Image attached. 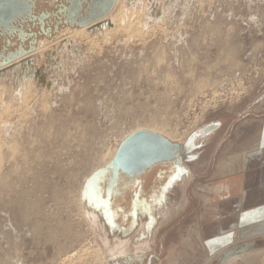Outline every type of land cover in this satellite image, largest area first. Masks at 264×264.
I'll return each instance as SVG.
<instances>
[{"label":"rangeland","instance_id":"374dc122","mask_svg":"<svg viewBox=\"0 0 264 264\" xmlns=\"http://www.w3.org/2000/svg\"><path fill=\"white\" fill-rule=\"evenodd\" d=\"M60 1L36 0L32 15L56 13ZM145 4L146 28L140 13L106 43L101 20L80 27L52 17L48 32L23 23L36 35L21 60L32 58L45 86L19 96L21 60L0 74V264H110L127 247L141 264H225L222 254L207 258L197 229L213 215V190L263 136L264 0ZM81 28L89 38L53 43ZM46 42L42 58L33 55ZM20 44L0 33V52ZM148 129L185 148L181 166H154L107 196L94 178L125 137Z\"/></svg>","mask_w":264,"mask_h":264},{"label":"crops","instance_id":"0c3cea01","mask_svg":"<svg viewBox=\"0 0 264 264\" xmlns=\"http://www.w3.org/2000/svg\"><path fill=\"white\" fill-rule=\"evenodd\" d=\"M243 159L242 170H231L229 181L213 190L219 195L212 206L213 215L200 225L197 235L207 258L222 254L223 262L224 252L246 245L236 256L245 255L250 260L238 258L231 264H264V131ZM120 253L126 255L123 260L116 257L110 264H141L133 257L137 253L128 252V247Z\"/></svg>","mask_w":264,"mask_h":264},{"label":"water","instance_id":"95a60500","mask_svg":"<svg viewBox=\"0 0 264 264\" xmlns=\"http://www.w3.org/2000/svg\"><path fill=\"white\" fill-rule=\"evenodd\" d=\"M26 0H0V32L1 34H9L17 36L20 40V45L14 51H6V47L0 52V74L11 71L17 64V61L24 59L27 55L33 52L34 40L36 33L24 32L23 23L38 21L40 32H48V28L44 29L45 21L50 18L57 17L63 12L72 11V1L64 0L62 10L56 13H48L39 18L32 15V11L23 13V4ZM82 2H90V7L98 8L94 16H90L81 22L80 27H87L98 23L106 17L113 9L116 0H109L104 6L102 0H81ZM102 5V6H101ZM33 22V26H34ZM56 30V29H55ZM29 40L28 50L23 47V43ZM7 47L10 46L9 38L6 40ZM32 58L21 60L20 66L26 65L31 67ZM5 68V69H4ZM32 75V70L29 69L25 77ZM185 152V148L179 144L171 143L160 134H156L147 130H139L127 136L118 146V149L110 161L108 166L103 168L94 178L95 184L100 182L105 183L107 175L117 176L119 173L128 174L130 177L139 178L148 170L157 165L173 164L174 166H181L180 156ZM98 178V179H97ZM246 249V245L230 249L223 254V262H226L234 256Z\"/></svg>","mask_w":264,"mask_h":264},{"label":"bare ground","instance_id":"6f19581e","mask_svg":"<svg viewBox=\"0 0 264 264\" xmlns=\"http://www.w3.org/2000/svg\"><path fill=\"white\" fill-rule=\"evenodd\" d=\"M118 3V2H117ZM157 3V2H156ZM146 7V4H145V0H121L119 2V7L116 11V14L112 17V18H104L103 20H101L103 23H101L102 26H98L97 30L100 31V34H101V37H102V40L104 41V43H106V41L110 40L111 39V36L114 34V33H117L119 30H125L126 32V27H128L127 25L128 24H131L132 26V22H136V18H137V15L138 14H142L143 15H146L147 16V19H145V22L142 23L141 25L138 24V26H142L144 29L145 25H148L149 22H148V15L145 14L146 10H148ZM140 16V15H139ZM136 20V21H135ZM99 21V22H101ZM105 21V22H104ZM139 21V19H138ZM98 22V23H99ZM140 23V22H139ZM96 24V23H95ZM136 24V23H135ZM133 24V25H135ZM130 26V27H131ZM137 26V25H136ZM135 26V27H136ZM137 26V27H138ZM89 28V27H88ZM88 28H81V29H73V30H70V29H65V30H62L59 34H58V37L56 39L55 44H58L60 42H66V43H71L73 42V40L75 39L74 37L77 36L78 38H89V33H87V30ZM134 28V27H132ZM146 28V27H145ZM130 29V28H129ZM135 29V28H134ZM138 29H140L138 27ZM133 31V29H132ZM132 31H129L130 33H132ZM135 31V30H134ZM137 31V30H136ZM123 33H125L124 31H122ZM132 35V34H130ZM51 44V43H50ZM50 44H47L46 43H42L39 45L38 49L36 50L35 53H33V55H35L36 57L38 58H42V55L43 53L45 52L46 49H48V47L50 46ZM37 60V59H36ZM20 68V67H18ZM31 69L32 70V75L31 76H28V78L25 77V74L26 72ZM21 70H23V72L21 74H19L17 77H16V82L15 84L17 86H19V96H24L26 97V94L29 90L33 89V83L37 82L39 84H42L43 86H45V83L43 81V78H42V75L36 71V68L31 64V67L29 66H22ZM16 76V75H15ZM14 76V77H15ZM3 88V87H2ZM15 92V91H14ZM13 92V93H14ZM29 93V92H28ZM15 94V93H14ZM1 95V94H0ZM18 95V94H16ZM35 95V94H34ZM15 96V95H14ZM23 97V98H24ZM17 98V97H16ZM19 98V97H18ZM21 98V99H23ZM15 99V98H14ZM1 100V99H0ZM156 129H148V131L150 132H155L154 131ZM157 134V133H156ZM126 138V137H125ZM123 141V140H122ZM11 149V148H10ZM9 149V150H10ZM115 150L113 151V153H110L109 156H113ZM108 156V157H109ZM110 159V158H109ZM109 159L108 161H104V164L103 165H106L108 162H109ZM100 162V161H99ZM231 166V165H230ZM223 169V168H222ZM185 203V202H184ZM86 206H87V209H88V214L92 217H96L94 214H92L90 211V202L88 200H86ZM169 213V212H168ZM172 213H174L172 211ZM171 213V214H172ZM88 215V216H89ZM169 215V214H168ZM166 216V215H165ZM164 216V217H165ZM163 217V218H164ZM167 217V216H166ZM165 217V218H166ZM167 219V218H166ZM169 219V218H168ZM167 219V220H168ZM75 256V255H74ZM243 259L245 261H249L250 259H248L249 257L248 256H245V255H242V256H237L233 259H231L229 261V263L231 264V262H233L234 260L236 259Z\"/></svg>","mask_w":264,"mask_h":264},{"label":"flooded vegetation","instance_id":"af4514ba","mask_svg":"<svg viewBox=\"0 0 264 264\" xmlns=\"http://www.w3.org/2000/svg\"><path fill=\"white\" fill-rule=\"evenodd\" d=\"M72 1V11L71 12H63L56 19L58 25H69V26H79V22L82 20L94 16L95 13L100 10V7L93 8L90 7V2H82L81 0H71ZM103 1V0H102ZM109 0H104L102 5L106 4ZM36 0H26L23 4V13L27 11L33 10L35 6ZM61 4L58 10H62ZM101 5V6H102ZM173 165V164H167ZM140 178V177H139ZM139 178L130 177L128 174L119 173L117 176L107 175L104 185L105 194L107 196H114L120 194L122 190H126L132 185L136 184ZM100 183V182H98ZM101 184V183H100Z\"/></svg>","mask_w":264,"mask_h":264},{"label":"built area","instance_id":"2783aa9c","mask_svg":"<svg viewBox=\"0 0 264 264\" xmlns=\"http://www.w3.org/2000/svg\"><path fill=\"white\" fill-rule=\"evenodd\" d=\"M38 1H40L41 3H43V4H49V3H51L50 5H52V7L54 6V5H57V3L59 2V0H38ZM60 3L61 4H63L64 3V0L63 1H60ZM60 4V5H61ZM59 5V6H60ZM48 6V5H47ZM48 13H50V11H49V9L47 8V9H43V11H41L38 15H33L35 18H39V17H41L42 15H45V14H48ZM49 28V27H48ZM1 33V32H0ZM11 45H13L12 43H10V46Z\"/></svg>","mask_w":264,"mask_h":264}]
</instances>
